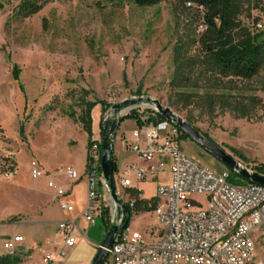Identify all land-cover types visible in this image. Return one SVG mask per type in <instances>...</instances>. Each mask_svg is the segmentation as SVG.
I'll return each instance as SVG.
<instances>
[{"label": "rangeland", "instance_id": "rangeland-1", "mask_svg": "<svg viewBox=\"0 0 264 264\" xmlns=\"http://www.w3.org/2000/svg\"><path fill=\"white\" fill-rule=\"evenodd\" d=\"M20 2L0 0V231L21 233L27 241H35L30 247L33 256L28 264H41L38 254L45 248L38 243L42 228L38 222L61 218L46 182L41 178L35 182L30 176L29 162L35 159L31 157L33 146H41L45 138L63 128L61 122L71 121L74 130L81 128L67 113L73 111L76 116L80 115L83 100L106 104L103 107L96 104L91 111L92 133L98 141L103 111L106 114L112 104L126 99L149 98L170 108L240 164L250 169L260 165L264 168L263 73L249 81L234 80L232 89L220 86L205 74L199 76L195 88L172 87L171 47L176 27L170 2L141 8L131 0L120 3L50 0L36 14L25 18L16 15ZM261 22L264 23V18ZM12 64L20 68V82L29 93L25 111L17 83L12 80ZM82 88L91 93L84 94ZM40 90L44 98L39 96L34 100L31 93ZM216 94L233 95L231 102L248 106L249 117H242L241 111L219 103L213 98ZM252 96L255 101L248 98ZM141 107L146 114L149 109L145 105ZM164 122L161 134L170 126L168 121ZM19 123L24 124L23 137L18 132ZM136 126L135 119L128 113L122 116L116 131L115 150L120 147L123 136L132 140L131 131ZM84 135L82 132L83 138L70 143L76 144L77 153ZM178 145L209 171L218 174L225 171L231 183L248 184L187 136L180 135ZM123 152L124 156L116 164V180L125 162L136 158L126 149ZM34 154L39 159V155ZM71 161L77 168L82 166L79 154ZM147 165L141 161L142 167ZM10 172H13L12 178H8ZM165 181L167 174L140 181L143 191L140 198L146 203L155 201V186ZM116 184L123 201H132L126 188L120 187L119 181ZM97 192V202L102 203L103 188L97 187ZM85 193V179L81 178L73 186L72 195L84 205ZM196 200L205 206V197ZM103 204L108 218L112 207L107 194ZM22 219L24 224H8ZM96 219L94 227L104 233L102 218ZM127 227L139 232L145 241H151L150 233L158 229L155 209L132 210ZM253 238L255 263L264 264V224ZM87 244L78 245L68 261L88 257L92 247ZM0 251L5 252L1 241ZM62 260L66 258L50 264H62ZM106 260L111 262L109 257Z\"/></svg>", "mask_w": 264, "mask_h": 264}, {"label": "built area", "instance_id": "built-area-1", "mask_svg": "<svg viewBox=\"0 0 264 264\" xmlns=\"http://www.w3.org/2000/svg\"><path fill=\"white\" fill-rule=\"evenodd\" d=\"M261 15L264 18V0ZM256 28L263 29L264 23L258 22ZM147 109L146 114L141 106L127 112L135 111L137 126L131 131L132 142L125 143L138 160L148 165H127L116 181L127 188L133 177L146 181L168 173L167 181L157 183L154 190L158 229L150 233L151 241H145L139 232L125 227L108 250L111 262L106 257L101 264H256L253 235L264 224V186L235 185L228 181L227 172L218 174L202 167L179 148L180 130L170 124L161 134L165 120H159L154 109ZM100 157L98 142L93 139L87 150V203L82 212L88 224H94L96 215L103 211L102 203L97 202V187H102L109 197L100 171ZM30 167L33 180L43 176L36 161H31ZM54 175L69 182L79 178L70 167L56 169ZM47 187L56 197L64 195V190L49 177ZM200 196L205 197V206L196 200ZM59 207L66 212L72 210L65 202ZM111 207L110 223L118 220L112 201ZM58 229L64 246L73 247L74 223L62 221ZM21 241L20 236L4 240L5 253L13 254L14 243ZM59 256H64L63 250ZM41 260L42 264H50L52 253H45Z\"/></svg>", "mask_w": 264, "mask_h": 264}, {"label": "trees", "instance_id": "trees-1", "mask_svg": "<svg viewBox=\"0 0 264 264\" xmlns=\"http://www.w3.org/2000/svg\"><path fill=\"white\" fill-rule=\"evenodd\" d=\"M50 0H21L17 5L16 15L22 18L36 14ZM120 3L122 0H110ZM263 0H131L137 7H150L170 2L175 19L174 43L171 47L172 76L170 85L174 88H195L200 75L216 81L220 86L232 89L234 80H252L263 73L264 89V28L257 29L256 24L263 20L261 7ZM189 4V5H188ZM256 12V14H253ZM247 23V24H246ZM20 69L12 64V79L18 81ZM23 91V87L19 85ZM84 94L90 90L82 88ZM233 95H213L219 103L241 111V116L249 117L245 104L231 102ZM255 101V97H248ZM81 114L69 112L67 115L78 122L88 136V148L93 142L91 111L96 104L102 107L103 101L82 102ZM238 104V107H236ZM240 106V107H239ZM136 119L135 111L128 114ZM159 120H164L157 115ZM122 118H120L121 121ZM119 121V122H120ZM20 136L24 135V124L18 127ZM100 133V132H99ZM181 136H186L181 133ZM98 146L101 153L100 140ZM116 162L112 156V172H116ZM252 170L264 174L262 165ZM126 193L132 199L126 202L131 212L155 209L156 200L144 202L141 191L127 187ZM106 229L109 226L107 210L101 214ZM130 218V216H129ZM129 222V220H128ZM127 222V225H128ZM126 225V227H127ZM21 258L17 254H0V264H18Z\"/></svg>", "mask_w": 264, "mask_h": 264}, {"label": "crops", "instance_id": "crops-1", "mask_svg": "<svg viewBox=\"0 0 264 264\" xmlns=\"http://www.w3.org/2000/svg\"><path fill=\"white\" fill-rule=\"evenodd\" d=\"M20 72H21V70H20ZM20 72H19V75H20ZM19 75H18V77H19ZM13 81L17 83L18 91L22 95L23 103H24L23 108L25 111L26 103L29 100V96H28L29 93L27 90H25V87L20 82V79H18V81H15V80H13ZM19 85H21L23 87V91L20 89ZM31 94L34 96L33 99L35 100L39 96L42 97L43 93L40 90L37 92L34 91V94H36V95H34L33 93H31ZM42 98H44V97H42ZM71 120H73V119L71 118ZM61 123L64 125L63 128H60L58 131L54 132L53 134H51L47 138H45V141L41 144V146H33V152L31 154V157L33 156V157H35V159L34 160L30 159V162H29V166H30L31 161H36L39 164V166L41 167L42 172H43V176L39 177L38 179H40V178L43 179L47 185V177H49L58 186H60L64 190V195L61 197H56L54 195L53 191L50 190L51 195L53 197V201L56 202L57 208L60 212L61 218L57 221H54V222L50 221V220L38 222V224L41 225L43 228V230L41 228L39 231L41 236H40V240L38 241V243H41L45 246V248L38 254V256L40 257V259H42V256L45 253L51 252L52 258H53L52 262L55 260H61L63 257H65L66 261L62 260L61 261V262H63L62 264H90L94 255L97 253L98 246L100 245L102 238L104 237L105 232L103 233L98 227H94V225H96L97 219H96L94 224H88L84 220V218L82 217V212L85 209V206L87 203L86 164H87L88 136H87L86 132L82 129V127L78 128L77 130H74V125H72L73 123L71 121H69V122L66 121V122H61ZM82 132H84L85 135H84V139H83L82 144H81L80 151H79V153H77L76 148H75L76 144H75V146H72V145H70V143L72 141H75L77 143V140L79 138H83V136H80V134ZM92 138L94 140H96L94 138V135L92 136ZM126 141H128V140L126 139L125 136H123V138L121 139V145L116 150H115V142H114L113 157L115 159L116 164H117L118 160L124 156V152H123L124 149H126V151H128L129 153H132L128 149V147L126 146V143H125ZM128 142H132V140L128 141ZM34 153L39 155V159L36 158ZM78 154L82 160L81 161L82 166L80 168L75 167L71 161L72 157H74L75 155L78 156ZM134 157H136V155ZM14 159H17V155L14 156ZM130 164L141 166V161H139L136 157L134 159L133 158L130 159L129 161H127V163L125 162V166L130 165ZM125 166H123V169ZM66 167H70V168H73L74 170H76V172L78 173V176H79V178L76 181L69 182L63 176H55L54 175V172L56 169L66 168ZM122 173H123V171H122ZM122 173H121V175H122ZM165 174H167V179H168V173L166 172ZM12 177H13V172H10V176L8 178H12ZM81 178L85 179V186H86V193H85L86 194V200H85L84 205H81L79 203V201L75 197H73V195H72L73 186L79 180H81ZM38 179H36L34 181L36 182ZM139 182L140 181H137L133 177L132 178V185L130 187H133V188L141 191L140 196H142V192H143L142 186H140ZM105 195L106 194L103 191L102 204H103V201L105 199ZM63 202L68 203L72 206V210L70 212L62 211L60 209L59 204L63 203ZM104 208H105V206H103V209ZM117 212L120 215L119 209ZM101 214L99 215L100 217H101ZM96 217H98V216L96 215ZM26 218H28V217H26ZM65 220L71 221L74 223V229H73L72 235L75 238V244L73 247H70V248H67L64 246L63 239L61 236V231L58 229V224L62 221H65ZM17 222H19V224H24L23 219L19 220V221L8 223V224H15ZM104 228H105L104 230L106 231V224L104 225ZM14 236L22 237L21 242L14 243V253L17 254L18 256H20V258H21V261L18 264L31 263L33 255L31 253L32 251L30 250V247L32 246L33 243H35V241L32 242L33 239L32 240L28 239V241H27L26 237L24 235H22L21 233H16V232L15 233H9L5 230L0 231V241L2 243L4 240L11 239ZM85 243L86 244L89 243L87 245H91V247H92L90 255L88 257L86 256L82 260L68 261V258H70L72 255H74L76 253L77 246L83 245V244L86 245ZM60 250L64 251V256H59ZM2 253H5V252L0 251V254H2ZM40 262L42 264V260Z\"/></svg>", "mask_w": 264, "mask_h": 264}, {"label": "water", "instance_id": "water-1", "mask_svg": "<svg viewBox=\"0 0 264 264\" xmlns=\"http://www.w3.org/2000/svg\"><path fill=\"white\" fill-rule=\"evenodd\" d=\"M143 105L154 109L165 121L177 127L181 133L190 138L198 146L213 154L225 167L237 173L246 182L264 186V174L248 169L246 166L240 164L220 147L204 137L187 121L176 115L170 108L162 106L158 101L149 98H131L112 104L106 114L103 111L100 122V171L106 191L115 207H117V210L119 209L120 215L118 220L111 222L106 229L104 237L98 246L97 253L94 255L90 264H101L103 262L107 257L108 250L114 242L115 237L126 227L129 220L130 211L126 202L123 201L117 192L116 179L112 172V156L120 118L133 107Z\"/></svg>", "mask_w": 264, "mask_h": 264}]
</instances>
